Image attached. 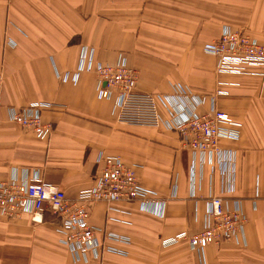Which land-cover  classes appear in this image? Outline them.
<instances>
[{"label": "crops", "instance_id": "crops-1", "mask_svg": "<svg viewBox=\"0 0 264 264\" xmlns=\"http://www.w3.org/2000/svg\"><path fill=\"white\" fill-rule=\"evenodd\" d=\"M225 26L247 31L264 46V0H0V180L38 172L75 199L100 175L99 156L110 155L139 166L141 184L167 202L163 217L139 203L94 205L98 238L108 231L131 243L109 242L126 256L106 253L88 261H77L62 244L51 213L39 222L29 215L0 221V264H264V77L260 68L251 75L215 72L216 59L205 46ZM83 48L105 65L125 59L140 74L141 92L169 96L171 110L160 102L164 126L119 123L114 98L97 97L95 74L74 81ZM67 72L69 80L58 78ZM182 89L206 99L199 114L210 109L214 94L226 93L217 108L242 127L238 140L219 143L227 153L221 159L194 155L168 127L182 119L183 108L192 110L179 97ZM34 104L52 106L42 114L53 126L46 138L10 120V109ZM211 196L222 197L230 210L240 204L248 220L246 246L230 241L203 254L187 241L166 247L181 233L202 230Z\"/></svg>", "mask_w": 264, "mask_h": 264}, {"label": "built area", "instance_id": "built-area-1", "mask_svg": "<svg viewBox=\"0 0 264 264\" xmlns=\"http://www.w3.org/2000/svg\"><path fill=\"white\" fill-rule=\"evenodd\" d=\"M205 53L216 59L215 72L219 75H251L253 68H260L259 76L264 77V46L245 30H233L223 27L220 37L205 46ZM81 73H93L97 78V97L100 100L114 98L119 123L161 128L164 121L160 111V102H166L171 108L174 102L169 96L141 92L138 89L139 72L131 68L125 59L115 65L97 62L93 50L83 48L79 65L73 80ZM66 82L70 73L58 74ZM4 76L0 74V90ZM179 97L188 101L192 110L182 109V119L168 127L181 136L183 146L200 158L209 156L221 159L227 153L219 147L222 140L235 141L240 138L242 125L228 113L218 110L217 99L226 95L218 92L210 98V109L199 114L198 107L206 101L203 97H191L186 90L178 91ZM179 97L175 96L177 100ZM50 104H34L26 108H12L10 120L25 130L32 131L38 138H46L53 131V126L43 121V112L51 108ZM102 165L100 175L94 185L79 193L75 199L49 184L38 172L30 178L28 174L13 172L10 178L0 180V221L17 220L24 215L39 222L46 213L59 219L61 242L77 261H88L103 254L111 253L126 256L122 250L109 242L130 245L129 237L113 232H100L91 224V209L96 204L108 207L119 203H139L142 211L157 217H163L167 202L157 199V194L144 187L137 176V165L126 164L120 157L100 155ZM226 162H223L225 170ZM232 191V190H231ZM175 197V192H173ZM255 205V202H254ZM247 217L239 203L230 210L220 196H211L207 205L205 223L195 235L181 233L167 242L165 246L187 241L194 253L203 254L210 245L235 242L246 246ZM202 258V256H200Z\"/></svg>", "mask_w": 264, "mask_h": 264}]
</instances>
